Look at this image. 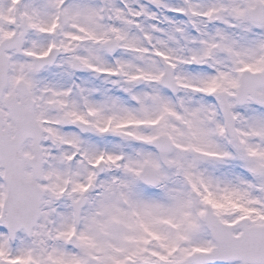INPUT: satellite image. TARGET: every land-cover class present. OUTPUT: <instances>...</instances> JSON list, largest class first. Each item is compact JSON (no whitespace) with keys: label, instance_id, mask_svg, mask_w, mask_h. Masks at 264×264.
<instances>
[{"label":"snow or ice","instance_id":"snow-or-ice-1","mask_svg":"<svg viewBox=\"0 0 264 264\" xmlns=\"http://www.w3.org/2000/svg\"><path fill=\"white\" fill-rule=\"evenodd\" d=\"M0 264H264V0H0Z\"/></svg>","mask_w":264,"mask_h":264}]
</instances>
